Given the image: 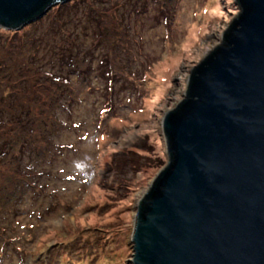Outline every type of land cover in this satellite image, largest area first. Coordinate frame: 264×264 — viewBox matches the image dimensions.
Here are the masks:
<instances>
[{"label":"rangeland","instance_id":"rangeland-1","mask_svg":"<svg viewBox=\"0 0 264 264\" xmlns=\"http://www.w3.org/2000/svg\"><path fill=\"white\" fill-rule=\"evenodd\" d=\"M96 12L111 39L112 75ZM238 14L236 0H73L19 31L0 29V136L10 145L0 157V264H133L136 209L167 162L163 119ZM28 42L40 48L47 79L71 85L36 84L41 77L23 61ZM70 53L84 56L89 81L67 76ZM22 68L27 76H16ZM14 101L28 114L12 126L5 112ZM60 123L48 160L42 138ZM26 136L29 156L20 147ZM0 143L2 152L8 144Z\"/></svg>","mask_w":264,"mask_h":264},{"label":"water","instance_id":"water-1","mask_svg":"<svg viewBox=\"0 0 264 264\" xmlns=\"http://www.w3.org/2000/svg\"><path fill=\"white\" fill-rule=\"evenodd\" d=\"M71 1L0 0V29ZM236 4L163 119L167 162L137 206L133 264H264V0Z\"/></svg>","mask_w":264,"mask_h":264},{"label":"trees","instance_id":"trees-1","mask_svg":"<svg viewBox=\"0 0 264 264\" xmlns=\"http://www.w3.org/2000/svg\"><path fill=\"white\" fill-rule=\"evenodd\" d=\"M162 1H164V0H162ZM163 3L165 4V2H163ZM58 7H60V6H58ZM106 12L103 11L102 12V16H105L106 15ZM95 15H96V18L99 20V23H97V27H98L97 28V31L100 34V37L99 38H100L101 41L104 42V45H105L104 56L107 58V59L104 60L105 61L104 62L105 63L104 64L105 70H106V72L108 71L110 75H112L113 74L112 67H111L112 61L109 59V55L110 54L108 52V50L112 47L111 39H109L107 37L106 31H104L105 29H104L103 19L100 17V12H96ZM119 21H120V24L122 26V21L121 20H119ZM122 28H123V26H122ZM124 33L127 34L124 31V29H123V34ZM27 45L30 48V51H28V54H25L24 55L23 61L24 62L26 61V63H27L26 64V67L28 68L27 71H29V73H31V74H35L36 73L38 76L41 77V80H38V79L35 80V83L36 84H39L40 87H43L44 85H46V88L48 86H53V84H55V83L56 84H59L61 86L64 85V84L65 85H68V86L71 85V83L69 82V79L67 77H64V76H60V75H55V76L54 75H49L50 77H49V79H47V77L45 75V71H43V69L39 66V63H38L39 62L38 54H39L40 48L36 44H34L32 42H28ZM4 47L5 46L3 44H0V48L2 50H4ZM29 48H27V49H29ZM107 53L109 55H107ZM119 54H120V52H118V55H117L118 57H120ZM124 54H126L127 57H128L130 55V51H129V53H124ZM127 57H125V58H127ZM78 59L81 62H78ZM77 62L80 63V64H82V65H77ZM66 65H67V67L68 66L70 67L69 68L70 71L68 70V75L67 76L73 75V74L74 75L77 74L78 75V78H80L82 80L85 79L86 81L87 80L89 81L88 78H89V76L91 77V75H90L91 74V69L85 63V60H84V56L83 55H79V54H76V53H74V54L70 53V55H69V61L67 62ZM5 66H6V68L3 67V66H1L2 70L7 69V71H6L7 74L10 73V70L7 68V65L6 64H5ZM25 71H26L25 68L24 69L23 68L22 69H18V71L15 73V75L16 76H21V77L22 76L23 77H26L27 76V73ZM7 79H8V77H7ZM27 79H29V78L27 77ZM20 87H27V89L29 90L28 80H25V82L22 85H20ZM48 88L50 89V87H48ZM22 90L23 89L20 90V93H19L20 95H23L24 94L22 92ZM27 92H29V91H27ZM10 97H11V94L8 93L7 96H6V99L7 100H10L11 99ZM15 98L17 100L19 99L17 96H15ZM11 104H12L11 108L8 109V110H6V112L5 111L4 112H5V114L6 113L9 114L8 116L11 119L10 122H12V126L14 124H17L18 125V124H20L19 122L21 120H23V119H25L27 117L28 109H24L23 110L24 107H22V105L18 104L17 101L12 102ZM0 113H2L1 112V108H0ZM9 124L10 123L6 124L7 126L3 127L2 129L10 130L12 126H10ZM29 128H30V125L29 126H25V129L26 130L27 129L29 130ZM63 128H64V125L62 123H60L58 126H55L53 129L46 130V132H45L46 136H44V138H42V137L39 136V140H40V138H42V140L45 139V142L47 144V147H51V150L49 152V154H50L49 157L50 158L48 160H51V157H52L51 156V153L55 149V147H53L55 145L53 143H51V138L54 135L56 136L57 134H59L62 131ZM5 132H8V131H5ZM0 133L1 134H5L2 131H0ZM27 136H26L25 139H23L21 141L20 147L23 146L24 147L23 152H26L27 151L26 152V155L29 156V152H35V148H34V141L32 140L31 143H29L28 140H27ZM0 141L7 143V140H4V138H2L1 136H0ZM7 144L8 145H5L3 151L0 152V157L9 156V153H7V152L10 150L9 149V146L10 145H9V143H7ZM18 155L20 156V154H18ZM19 156H18V159L20 160ZM31 157H33V156H31ZM48 160L46 162H49ZM18 165H20V163H18L17 166ZM35 172H36V169H35L34 166H31L30 169L29 168H26V173H29L28 177L30 178L29 184L32 187L34 186V182H33L34 181V178L38 177L37 173H35ZM10 210H12L11 212L15 211L13 208L10 209ZM1 215L2 214H0V216Z\"/></svg>","mask_w":264,"mask_h":264},{"label":"bare ground","instance_id":"bare-ground-1","mask_svg":"<svg viewBox=\"0 0 264 264\" xmlns=\"http://www.w3.org/2000/svg\"><path fill=\"white\" fill-rule=\"evenodd\" d=\"M211 48H212V47L207 48L205 54H207V53L209 52V50H211ZM160 90H161V88H160ZM158 94H159V90H157V91L155 92V96H157Z\"/></svg>","mask_w":264,"mask_h":264}]
</instances>
